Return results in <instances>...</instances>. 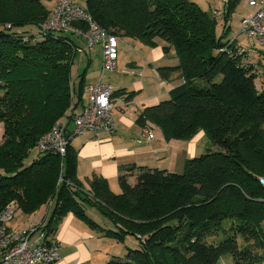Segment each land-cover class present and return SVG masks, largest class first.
Wrapping results in <instances>:
<instances>
[{
    "label": "trees",
    "instance_id": "obj_1",
    "mask_svg": "<svg viewBox=\"0 0 264 264\" xmlns=\"http://www.w3.org/2000/svg\"><path fill=\"white\" fill-rule=\"evenodd\" d=\"M240 1L225 4L219 34L220 13L190 0H86L85 10L109 33L150 48L162 41L164 53L173 51L179 61L157 73L168 81L178 72L183 83L137 123L155 125L169 141L192 140L203 131L212 145L187 160L182 174L121 167L116 195L102 176L93 175L89 187L79 180L72 141L63 157L38 152L41 137L72 106L82 107L86 71L75 86L71 71L80 47L69 33L42 32L53 11L43 0H0V214L12 203L26 216L54 203L43 223L49 234L73 214L103 238L119 244L137 239V246L126 247L125 260L114 257L109 264H219L227 255L235 264L263 263L264 81L259 87L256 66L229 40ZM114 96L128 102L137 93L123 89ZM88 209L111 227L90 218Z\"/></svg>",
    "mask_w": 264,
    "mask_h": 264
},
{
    "label": "crops",
    "instance_id": "obj_2",
    "mask_svg": "<svg viewBox=\"0 0 264 264\" xmlns=\"http://www.w3.org/2000/svg\"><path fill=\"white\" fill-rule=\"evenodd\" d=\"M71 1L74 2L73 0ZM248 1L249 0H246V5H248ZM221 5L222 4L219 2V7L215 6L214 8L218 10L219 13V9H222ZM229 40L234 41L236 47L240 48L245 54V59L256 66L260 75L258 79V86L260 87L264 81V50L261 48L257 50V46H255L256 43H253L251 40H245L244 43L240 41L239 37L231 36ZM166 46L164 42L158 41L157 49H155L156 56L159 58V66H156L158 68L175 67L179 63L173 51L171 56L172 61L168 62L164 60L163 48ZM131 66L138 68L134 65ZM179 76L180 73L177 72L174 73L168 81H163L156 71L155 78L159 83L158 85L153 83L148 87L147 98H140V95L136 96L130 102H127L125 97L116 98L115 108L118 109L121 116H123L121 117L120 124L116 125L117 132L112 137L102 138L94 133H87L81 136L76 144L72 142L74 144L72 145L78 151L77 176L86 187H89L88 181L93 175L104 177L109 184L119 182L120 168L127 165L145 166L174 172L175 169L180 167V164H183L185 167V163L190 159L191 155L196 157L200 151L204 154L208 150L207 146L209 145V140L206 137L208 142H203L205 138L204 135H202L203 132H200L192 140L169 141L164 138L162 132L157 134L155 128L153 129L149 124L145 127H139L135 125L133 121H129L124 117L130 109L135 110V113L140 115L146 108L158 105L160 102L169 99L170 91L183 83ZM144 85L147 86L148 84L145 82ZM123 89L127 92H131L126 87L120 88V90ZM136 90L142 91L140 88ZM116 91L118 90H115V92ZM148 128L153 129L156 136L155 140L147 141L144 139L139 143L140 138L143 137L145 130ZM200 140L205 143L204 149H202L200 147L201 144L198 143ZM135 180V177H131L129 182L132 184ZM53 207L54 203L51 204L38 223L35 222L32 224V227L43 223L46 224ZM89 210L92 209H88L87 211ZM38 213L39 212L35 213L34 216ZM54 235L60 244L61 253V260L56 264H98V261L104 260V256L109 255V252H107L108 249L105 248L104 241L101 239L103 237L97 232L90 230L73 214H69L63 220ZM135 246H137V244Z\"/></svg>",
    "mask_w": 264,
    "mask_h": 264
},
{
    "label": "built area",
    "instance_id": "obj_3",
    "mask_svg": "<svg viewBox=\"0 0 264 264\" xmlns=\"http://www.w3.org/2000/svg\"><path fill=\"white\" fill-rule=\"evenodd\" d=\"M223 1L225 4L229 2ZM248 5L252 12L243 18L238 35L256 42L264 50V0H249ZM75 23L85 24L86 31L76 28ZM41 29L44 34L75 33L84 38L86 49L99 48L102 56L101 79L86 86L82 107L74 109L72 106L37 144L40 154L56 153L63 157L70 141L80 135L94 133L102 138H110L117 132L113 119L115 89L112 83L103 80V75L119 71L120 38L106 31L85 8L71 0H55V7L41 24ZM78 51L82 49L78 48ZM155 138L153 129L148 128L139 143L144 139L153 141ZM260 183L264 185V177ZM15 213V209L9 208L0 214V264H56L61 260L60 244L55 235L47 232L44 224L27 231L14 230L8 226Z\"/></svg>",
    "mask_w": 264,
    "mask_h": 264
},
{
    "label": "rangeland",
    "instance_id": "obj_4",
    "mask_svg": "<svg viewBox=\"0 0 264 264\" xmlns=\"http://www.w3.org/2000/svg\"><path fill=\"white\" fill-rule=\"evenodd\" d=\"M75 3H77L82 8H86V0H73ZM192 2L197 3L202 9L209 10L210 8H213L215 10V6L219 7V2L222 4L221 8L219 9L220 14L218 15V27L217 32L222 33L223 30V14L222 11L225 8V3L223 0H190ZM44 5L47 7L48 10L52 11L55 6V0H43ZM246 0H241L240 3L237 5L234 13L232 14L230 18V25H231V37H239L241 42L245 43V40L248 41V39L243 35H238L241 30L242 20L244 17H247L251 14V8L246 5ZM224 6V8H223ZM218 11V10H216ZM27 31L31 32V34H38V29L36 27H27ZM67 34V33H65ZM70 35L75 42L79 45V47L82 49V51H78L77 56L74 60V65L72 67L71 71V77L72 82L76 86L78 82L80 81L81 75L86 71L85 75V85L88 86L90 84L99 82L102 75V56L99 48H94L91 50L86 49L84 38L81 36L72 35L71 33L67 34ZM254 43V41H252ZM256 43V42H255ZM255 46H257V50H260L259 45L256 43ZM157 48H150L139 41H135L129 38H121L120 39V55L118 60V68L119 71L117 73H104L103 80L105 82H110L114 86L115 90H120L121 87H126L131 92H136L137 96H140V98H147L148 96V87L151 84L158 85V80L156 77V67L158 62V57L156 56ZM164 52V51H163ZM173 52H169V54H163V58L165 61H172ZM131 65H134L138 68H134ZM159 66V65H158ZM155 78V79H154ZM154 79V80H153ZM147 83L148 85H144V83ZM141 89L142 91H138L136 89ZM127 92V91H126ZM127 92V93H131ZM132 101V100H131ZM130 102V101H128ZM116 103V102H115ZM123 116V115H122ZM121 113L118 109L115 108L113 111V119L115 121V124H120L121 121ZM129 121H133V123L140 127V125L137 123V119L139 117L138 113H135V110L130 109L127 111V114L124 116ZM149 124L153 129L155 128V131L157 134L161 132V130L156 127L155 125L151 123ZM4 131H5V125L3 122H0V145L3 143V137H4ZM203 132V131H200ZM199 132V133H200ZM198 133V134H199ZM197 134V135H198ZM196 135V136H197ZM202 135L206 138V134L203 132ZM83 135H80L73 139L72 142L76 144L77 140ZM203 137V136H202ZM203 139L204 141H207L206 139ZM201 142V140L198 142L201 144V148L204 149L205 143ZM73 144V143H72ZM73 144V145H74ZM208 149L212 148V145L209 142V145L207 146ZM198 153L196 157H199L202 153ZM37 151H32L30 158L26 161V164L29 165L34 159H36ZM194 155H191L190 159L196 158ZM184 165L180 164V167L175 169L173 173L175 174H182L184 171ZM135 181H133L132 184H134ZM111 191L116 194L120 195L122 190L120 188L119 182L117 183H111L109 184ZM13 208L17 209V206L15 203H12L9 205L6 209ZM47 209H49V205H45L43 208H41L37 215L33 216H26L22 214L20 211H16L14 218L8 223V226L10 228H13L15 230H22L27 231L30 230L33 223H38L40 221V218L45 215ZM90 218L95 220L96 222L100 223L102 226L106 228L111 227V223L109 220L105 219L98 211L96 210H89L88 213ZM41 225V224H40ZM38 225V226H40ZM225 227H227V222L225 223ZM91 230V229H90ZM95 232V231H94ZM104 241L105 248L108 249L107 252H109V255L104 256L103 261H98V264H109L111 262V259L119 258L125 260L126 255L128 254V250L126 247L128 246H135L138 241L136 238L127 237L125 244H119L115 240L111 238H101ZM223 239V235H221L217 242ZM240 245L242 247L245 246V242L242 238H239ZM219 264H235L233 257L231 255H227L221 259ZM260 264H264L260 263Z\"/></svg>",
    "mask_w": 264,
    "mask_h": 264
}]
</instances>
